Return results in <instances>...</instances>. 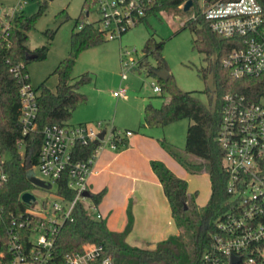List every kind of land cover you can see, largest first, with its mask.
I'll list each match as a JSON object with an SVG mask.
<instances>
[{"label":"built area","instance_id":"obj_1","mask_svg":"<svg viewBox=\"0 0 264 264\" xmlns=\"http://www.w3.org/2000/svg\"><path fill=\"white\" fill-rule=\"evenodd\" d=\"M159 0H87L85 23L99 28L105 39L121 37L123 33L144 21L149 11ZM264 0H202L198 5L200 15L209 23L215 33L235 38L232 48L223 57L222 63L233 78L259 76L264 72ZM185 1L179 7L183 9ZM195 3L191 6L192 9ZM21 12V11H20ZM19 13V12H18ZM0 17L4 34L12 18ZM194 10L184 20L198 18ZM123 54L124 70L135 68L139 60ZM25 64H15L11 70L19 77L23 134L37 129L35 117L38 110V91L31 83ZM154 90L162 91L158 83ZM116 96H126L125 87L114 91ZM264 96V95H263ZM248 98L245 94L229 91L222 99L221 120L217 140L222 148L223 167L227 174L226 209L217 220L219 232L214 234L212 246L205 251L204 259L209 264H264V104ZM108 125L110 130L108 132ZM105 131L104 137L99 134ZM43 142L39 161V174L31 165L28 174L43 180L51 187L35 184L40 190L26 189L35 195V200L23 201L22 211L10 210L5 213L0 206V264H58L54 261V247L57 237L68 220L74 219V211L83 202L93 218H103L98 204L85 195L90 190L89 178L101 148L109 144L119 148L121 141L134 134L131 129L117 128L109 121L90 123H50L43 127ZM98 140V145L88 157H76V147ZM21 155L25 151L23 140L18 141ZM8 157L0 152V184L7 181ZM60 181L65 182V190L74 192L69 197L62 192ZM34 184V183H33ZM94 212V214L92 213ZM238 257V262L233 260ZM64 264H113L111 254L106 253L103 244L85 242L78 249L64 255Z\"/></svg>","mask_w":264,"mask_h":264},{"label":"trees","instance_id":"obj_2","mask_svg":"<svg viewBox=\"0 0 264 264\" xmlns=\"http://www.w3.org/2000/svg\"><path fill=\"white\" fill-rule=\"evenodd\" d=\"M184 1L186 0H159L160 3L157 2L153 6L147 17L162 9H178ZM193 1L195 3L193 8L199 16L183 25L190 27L196 33L193 40L194 48L205 53L206 65L199 68V71L206 79L210 74L213 78V86H207L205 89L209 102L205 103L194 91L183 90L171 73L166 79L158 77L162 91H168L170 98L159 107L151 102L146 104L142 126L161 127L182 118L190 119L185 151L197 157L199 161L183 155L165 137L160 138L159 141L188 171L197 173L205 170L209 173L211 194L207 203L200 208L188 194V181L178 176L164 161L152 159L151 166L169 199L179 232L158 241L154 248L132 245L126 240L134 223L131 208L128 211V222L125 228L118 231L110 229L105 218H93L84 203L79 202L73 214L74 219L64 224L57 237L53 257L56 263L64 264V255L78 249L81 244L95 242L104 245L106 253L111 254L113 258V264H209L204 259V253L212 246L214 234L219 232L217 220L226 209L225 203L229 197L226 188L227 174L223 167L224 152L217 140L222 99L225 93L236 91L250 99L259 100L264 95V72L259 76L233 78L228 68L223 65L222 59L232 48L236 39L227 38L212 31L208 21L200 15L198 0ZM86 2L87 0L85 4ZM43 6L37 13L30 16L23 11L19 12L12 18L6 32L0 34V152L8 157L5 165L9 173L8 180L0 184V206L4 207L6 214L10 210L22 211L26 206L20 199V195L24 190L33 187L28 177L27 164L29 161L31 165H36L39 161L43 127L50 123H67L75 108L88 99L80 88L92 79L90 73L86 72L75 82L71 81L79 54L105 40L102 31L92 23H85L77 30L85 16L84 5L72 30L69 54L60 60L53 71V74L58 76L56 89H51L45 81L36 88L38 91V110L35 117L37 129L23 134L20 121L21 83L11 68L23 62L25 64L23 71L28 72V62L46 58L50 42L34 49L28 45V32L43 13ZM1 27L0 25V31ZM48 33L52 39L55 31ZM162 48V42L149 38L144 47L145 56L138 65L146 66L152 74L153 66L147 58L149 55H154L158 61L156 67L168 68ZM28 51L36 53L37 57L28 59L26 57ZM19 140L25 143L23 156L18 145ZM125 143L126 139H123L121 145ZM97 145L98 142L95 141L78 145L75 151L76 157L81 159L88 157ZM64 186L65 182L60 181L62 192H66L69 197L74 196V192L65 190ZM105 191V189L99 192L90 191V197L95 204H99ZM186 204L187 207H185Z\"/></svg>","mask_w":264,"mask_h":264},{"label":"rangeland","instance_id":"obj_3","mask_svg":"<svg viewBox=\"0 0 264 264\" xmlns=\"http://www.w3.org/2000/svg\"><path fill=\"white\" fill-rule=\"evenodd\" d=\"M86 0H0V17L7 19V15H14L23 11L27 16L37 13L43 6V13L37 18L35 26L28 32V45L34 49L50 42V49L46 58L34 59L28 62L27 69L31 83L37 88L40 83L46 82L47 86L55 90L58 76L53 74L54 69L61 59L69 54L71 46V34L77 18L83 11ZM202 0H199L201 2ZM194 11L181 9H162L153 13L146 20L141 21L131 29L123 33L121 37L105 39L102 43L83 50L75 63L71 81L75 82L82 74L89 72L92 79L85 83L80 91L88 96L86 102L79 104L68 124H77L85 118H97L90 121L95 124L99 121H109L117 128L142 130L144 121L145 105L151 102L154 106H161L170 98L168 91L157 92L153 83L161 85L158 77L149 73L144 65L127 70V77L122 78L124 70L123 54L129 51L128 57H135L137 61L145 56L144 47L149 38L156 42H162V54L171 74L174 75L177 84L183 89L194 91L205 103L209 97L205 92L207 86H213L212 75L207 79L200 73L199 68L206 65L205 53L193 46L196 33L182 23ZM85 13L82 20L86 21ZM78 30V27H77ZM55 31L50 39L49 33ZM147 60L150 65H158L157 58L149 55ZM139 64V63H138ZM125 87L126 96H116L114 91ZM264 104V96L262 97ZM190 124L189 118H182L167 126L146 128L157 131L162 137L171 142L183 155L199 161L194 155L185 151L187 129ZM155 129V130H154ZM110 126L108 125V132ZM169 132V137L166 133ZM171 139V140H170ZM196 158V159H195ZM179 170L174 172L188 181V194L202 208L211 194L210 177L202 170L192 173L174 160ZM33 170L39 174L35 165ZM32 189L40 190L35 184ZM91 197L86 202L90 203ZM94 214V212H92Z\"/></svg>","mask_w":264,"mask_h":264},{"label":"crops","instance_id":"obj_4","mask_svg":"<svg viewBox=\"0 0 264 264\" xmlns=\"http://www.w3.org/2000/svg\"><path fill=\"white\" fill-rule=\"evenodd\" d=\"M101 117L85 118L79 123L103 119ZM145 127L154 128L143 126L142 130H134L128 127L134 134L125 138V144L117 149L109 144L101 148L89 184L92 192L106 190L97 206L110 229L123 230L131 208L134 223L126 240L132 245L154 248L158 241L178 233L179 227L151 160L160 159L173 171H178L186 178L188 176L175 165L174 160L177 159L161 145L159 139L162 134ZM169 135V132L166 133V137Z\"/></svg>","mask_w":264,"mask_h":264},{"label":"water","instance_id":"obj_5","mask_svg":"<svg viewBox=\"0 0 264 264\" xmlns=\"http://www.w3.org/2000/svg\"><path fill=\"white\" fill-rule=\"evenodd\" d=\"M193 3H194L193 0H186L183 9H184V10H189V9L191 8V6L193 5ZM26 57H27L28 59H34V58L37 57V54L34 53V52H31V51H28V52L26 53ZM151 72H152L153 75H155V76H157V77H159V78H162V79H166V78L169 76V74H170V71H169V69H168L166 66H164V67H162V68L151 67ZM104 133H105V131H102V132L99 134V139H102V138L104 137ZM97 141H98V140H96V142H97ZM27 168H28L29 170L31 169V164L29 163V161H28V164H27ZM28 177H29V180H30L32 183H34V184H37V185H39V186H43V187H47V188L51 187V184H47V183H45L43 180H41V179L35 177L34 175H30V174H28ZM84 194L87 195V196H90L91 193H90L89 191H86ZM22 199H23V201H25V202H29V201H31V200H35V195H33V194L30 193V192H25V193H23V195H22ZM185 207H187V204H186ZM233 260L236 261V262H238L240 259H239L238 257H233Z\"/></svg>","mask_w":264,"mask_h":264}]
</instances>
